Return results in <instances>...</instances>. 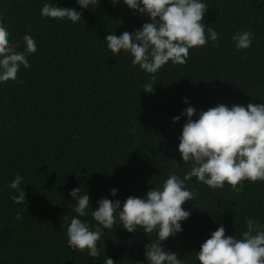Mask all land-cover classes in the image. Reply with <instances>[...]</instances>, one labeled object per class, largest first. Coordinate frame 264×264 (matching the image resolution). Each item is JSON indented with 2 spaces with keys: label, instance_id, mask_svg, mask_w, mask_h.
<instances>
[{
  "label": "trees",
  "instance_id": "16d2710c",
  "mask_svg": "<svg viewBox=\"0 0 264 264\" xmlns=\"http://www.w3.org/2000/svg\"><path fill=\"white\" fill-rule=\"evenodd\" d=\"M44 2L0 0V24L17 51L26 33L36 43L30 67H21L16 81L0 83V264H103L104 256L137 264L155 232H127L119 224L103 229L95 260L67 246L64 217L76 215L68 191L80 187L88 194V215L81 219L93 227L99 198L123 202L159 187L170 173L184 177L191 165L176 146L185 107L264 103V0H203L202 22L220 33L218 42L189 49L185 64L168 62L151 74V92L143 90L149 74L123 50L113 56L104 41L109 32L138 29L146 16L119 0L85 9L76 0H47L79 10L81 19L72 23L41 17ZM244 30L253 34L252 44L236 51L231 37ZM17 174L21 204L8 188ZM242 184L237 191L228 184L209 188L194 176L185 181L195 193L182 204L190 215L182 232L161 242L164 249L198 264L196 251L218 225L239 238L246 219L264 223V181Z\"/></svg>",
  "mask_w": 264,
  "mask_h": 264
},
{
  "label": "clouds",
  "instance_id": "9594fccd",
  "mask_svg": "<svg viewBox=\"0 0 264 264\" xmlns=\"http://www.w3.org/2000/svg\"><path fill=\"white\" fill-rule=\"evenodd\" d=\"M116 4L118 0H110ZM130 10L147 17V22L133 31L119 35L109 32L105 37L106 47L113 56L123 50L131 57L130 63L149 74V82L143 85L151 92L152 75L168 62L185 64L189 49L198 48L208 42L216 43L220 33L205 25L203 15L207 5L203 0H119ZM81 9L97 5L98 0H76ZM41 17L68 19L76 23L81 12L71 7H58L47 0L40 8ZM10 33L0 24V83L16 81L21 67L29 68L28 56L36 51V43L30 34L22 39L24 48L9 39ZM253 34L247 30L233 33L231 39L236 51L252 44ZM188 103V98H182ZM186 116L182 124L176 150L181 161L190 164L184 177L170 173L159 187H152L142 196H127L119 199L101 197L91 216L96 224L90 227L81 219L88 215L89 196L81 193L80 187L68 191L75 199L73 211L76 215L65 216L66 243L69 248L87 251L89 257L100 253L97 241L103 229H113L119 224L125 231L138 228L145 234L155 232L156 238L144 245V260L137 264H185L172 250H165L161 242L169 236L183 231L181 221L190 212L182 208L185 201L194 198V191L185 181L195 177L197 181L212 189L228 184L239 191L242 182L264 181V103L247 102L245 105L223 103L206 110L197 111L193 106L182 110ZM195 115V119L192 117ZM172 121L180 119L173 116ZM176 162L175 160H173ZM23 177L19 174L8 183V188L17 194L10 198L13 203L25 202ZM116 188L110 189L115 196ZM18 220L21 219L17 214ZM198 264H264V223L246 219L245 230L240 237L225 235L223 225H218L196 251ZM103 264H114L104 256Z\"/></svg>",
  "mask_w": 264,
  "mask_h": 264
}]
</instances>
